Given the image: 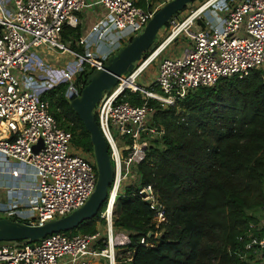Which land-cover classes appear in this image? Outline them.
<instances>
[{
    "label": "built area",
    "instance_id": "2783aa9c",
    "mask_svg": "<svg viewBox=\"0 0 264 264\" xmlns=\"http://www.w3.org/2000/svg\"><path fill=\"white\" fill-rule=\"evenodd\" d=\"M8 1L10 12L0 15V173L30 182L35 203L29 208L35 214L20 220L42 225L82 206L94 191L97 171L93 156L74 146L70 134L58 126L40 91H31L23 84L21 75L30 71L33 51L42 47L72 57L76 65L59 71L46 67L38 77L50 86L65 82L68 95L76 97L81 88L76 74L83 64L100 69L109 55L90 50L92 43L108 44L116 51L123 41L140 33L168 0ZM217 1L203 0L180 23L172 17L158 33L156 42L160 43H155L154 49L96 103L93 113L108 147L113 177L95 232H57L33 242H0V264L130 261L132 251L127 245L131 231L114 225L116 199L127 185H133V194L154 211L156 227L166 221L157 191L151 184L142 185L137 172L151 141L163 134L161 127L151 123L154 108L149 100L168 108L199 87L214 86L222 79H241L264 68V0H221L225 11L221 25L197 27L195 20L201 12ZM89 3L104 8L105 15L85 37H70L65 43L63 27H77L78 13ZM89 36L93 41H88ZM180 37L186 41L182 46L177 43L175 53L169 54L173 51L170 45ZM71 42L84 46L83 53L73 49ZM150 67L153 81L146 87L137 80ZM127 92L137 94L142 103L126 100ZM39 141L41 145L34 150ZM7 198L0 211L12 209L11 194ZM247 238L245 250L253 259L263 260L264 236L249 232ZM139 242L152 246L145 237Z\"/></svg>",
    "mask_w": 264,
    "mask_h": 264
},
{
    "label": "trees",
    "instance_id": "16d2710c",
    "mask_svg": "<svg viewBox=\"0 0 264 264\" xmlns=\"http://www.w3.org/2000/svg\"><path fill=\"white\" fill-rule=\"evenodd\" d=\"M81 34L80 24L64 26L62 40ZM91 70L83 64L77 72L81 88ZM263 77L264 68L241 79H222L168 108L149 100L154 108L151 123L163 134L151 141L137 172L142 185L151 184L157 191L166 221L156 227L154 211L133 194L134 186L124 188L114 210V225L131 231L127 248L132 259L124 264H250L247 234L264 236L252 213L264 210ZM66 90L67 84L53 86L41 98L72 144L93 156L90 136L70 106L75 96ZM125 99L142 103L137 94L127 92ZM99 214L65 233L95 232ZM141 237L152 246L140 244Z\"/></svg>",
    "mask_w": 264,
    "mask_h": 264
},
{
    "label": "water",
    "instance_id": "95a60500",
    "mask_svg": "<svg viewBox=\"0 0 264 264\" xmlns=\"http://www.w3.org/2000/svg\"><path fill=\"white\" fill-rule=\"evenodd\" d=\"M192 1L168 0L163 3L140 33L132 36L126 45L119 47L108 56L102 68H94L90 71L79 95L70 101V106L90 136L97 171L95 188L87 201L68 215L49 220L42 225L1 217L0 242L19 240L33 242L52 233L69 231L99 213L105 202L108 186L112 181L113 166L106 141L96 123L93 109L96 103L104 97L105 92L117 83L119 77L130 72L134 64L146 52L154 49L159 31L171 21L177 12L182 11ZM40 145L41 141L34 146V150H37Z\"/></svg>",
    "mask_w": 264,
    "mask_h": 264
},
{
    "label": "crops",
    "instance_id": "0c3cea01",
    "mask_svg": "<svg viewBox=\"0 0 264 264\" xmlns=\"http://www.w3.org/2000/svg\"><path fill=\"white\" fill-rule=\"evenodd\" d=\"M11 4L8 0H2L1 1V10L0 15L2 13L8 14L11 10L10 8ZM100 9L101 16L96 19H91L90 17H93V9ZM224 5L223 2H216L208 9H205L201 12L200 18L198 21H202V24L205 26L210 27H219L222 23V19L224 17ZM180 14V13H179ZM105 15L104 8L89 3L85 9H83L81 12L78 13V17L80 19V25L82 29V34L79 38L85 37L92 26L97 23L99 19H101ZM197 27H201L199 23H195ZM64 28V27H63ZM73 39H78L75 37H72ZM70 39V38H69ZM68 39V41H69ZM93 39L89 36L88 41ZM68 41H64L65 43H68ZM74 44L71 42V45ZM125 43H121L119 47H122ZM84 49V46H76ZM118 47V48H119ZM91 50L94 52H102V53H108L111 54L113 51H111V48L113 46H110L108 44H94L91 45ZM74 49V48H73ZM44 51H52V50H45L42 47L39 49H36L33 51L32 54V60L30 64V71L23 73L25 74L24 77H21V80L23 84L31 91L39 90L41 93V96L43 92L46 89H49L53 86H50L46 84L45 82L41 81L39 79V75H41L46 67H52L55 68V64L59 63V59H53L51 56H53L52 53H49L50 57H47L46 54H44ZM115 51V50H114ZM111 52V53H109ZM57 55H61L58 53ZM36 68L37 73L38 70H42V72L38 73V76H36ZM22 74V75H23ZM21 75V76H22ZM11 194V206L12 209H10L9 212H3L0 211V218L1 217H10L11 219H26L27 216L35 214V211H32L29 206L33 205L35 203V195L32 193L30 182L27 179H19L15 180L13 179L9 174H1L0 173V207L4 206L7 202L6 200L7 195ZM262 227H264V219L261 224Z\"/></svg>",
    "mask_w": 264,
    "mask_h": 264
},
{
    "label": "rangeland",
    "instance_id": "374dc122",
    "mask_svg": "<svg viewBox=\"0 0 264 264\" xmlns=\"http://www.w3.org/2000/svg\"><path fill=\"white\" fill-rule=\"evenodd\" d=\"M220 1L221 0H219L217 2H220ZM202 2H203V0H194V2L190 3L189 5H187V7L183 11H181L179 15H175L176 16V21L178 23H180V21L184 17H186V15L189 13L190 10H193L197 5H199ZM92 12H93V17H90L91 19L99 18L102 15L101 12H100V9H95L94 8L92 10ZM198 20L199 19H196L195 20V23H199L201 25V27H203L204 24H202V21H198ZM125 41H126V44H127L128 41H129V39L128 40H125ZM125 41H123L122 43H125ZM185 41H186L185 38L180 37V39H178L177 41L173 42L170 45V47H169V48H172V46H173V48H172L173 51H171L169 54L175 53L174 51H175V48H176L177 43L180 42V45L182 46ZM156 43H160V41L159 42H156ZM90 50H91V48H90ZM49 53H52L53 54V56H51V57L54 60L55 59H59V63H56L55 66H54L57 69V71H59V69H63V68L66 69V67H69V65L70 66L71 65H76V62L73 61V59H72V57L70 55H67V54L65 55V54H61V53H60L61 55H57L59 53V51L56 52V51H53V50L52 51H44V54H46L47 57H50L49 56ZM109 55H111V54H109ZM40 72H42V70H38V73H40ZM38 73H37V68H36V74H37L36 76H38ZM151 74H152V68L150 67V68L146 69V71L139 77V79L137 80V82L140 83V84H142L143 86H146L147 87L153 81V78H152V75ZM24 75L25 74H23L21 77H24ZM60 84L66 85L65 82H61V83H59L57 85L59 86ZM57 85H54V87H56ZM154 91L162 94V92L158 88H155ZM66 93H67V90H66ZM252 213L254 214V216H256L259 219V222H260V225H261L262 222H263V219H264V210H257V211L252 212ZM249 263L250 264H264V259L263 260L251 259L249 261Z\"/></svg>",
    "mask_w": 264,
    "mask_h": 264
}]
</instances>
